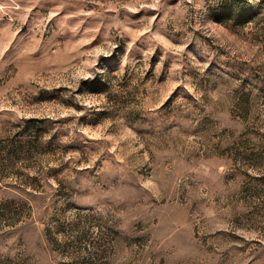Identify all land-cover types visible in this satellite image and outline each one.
<instances>
[{"label": "rangeland", "instance_id": "374dc122", "mask_svg": "<svg viewBox=\"0 0 264 264\" xmlns=\"http://www.w3.org/2000/svg\"><path fill=\"white\" fill-rule=\"evenodd\" d=\"M0 264H264V0H0Z\"/></svg>", "mask_w": 264, "mask_h": 264}]
</instances>
